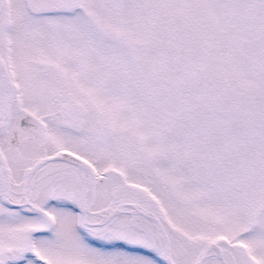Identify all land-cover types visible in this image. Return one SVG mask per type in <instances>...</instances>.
<instances>
[{"label":"rangeland","instance_id":"rangeland-1","mask_svg":"<svg viewBox=\"0 0 264 264\" xmlns=\"http://www.w3.org/2000/svg\"><path fill=\"white\" fill-rule=\"evenodd\" d=\"M3 64L27 108L0 125L4 151L26 135L24 110L48 122L45 140L13 147L17 182L44 152L79 144L117 175L87 192L102 217L78 225L75 168L36 162V185L8 191L21 204L0 202V264H161L164 245L175 264H264V0H0V103ZM53 75L91 99L89 130L41 96ZM132 199L159 220L124 210Z\"/></svg>","mask_w":264,"mask_h":264},{"label":"flooded vegetation","instance_id":"flooded-vegetation-1","mask_svg":"<svg viewBox=\"0 0 264 264\" xmlns=\"http://www.w3.org/2000/svg\"><path fill=\"white\" fill-rule=\"evenodd\" d=\"M61 76V77H60ZM46 77V76H45ZM48 78V76H47ZM53 79H51L49 81V85H47L44 90L41 92V96L45 97L44 100L47 101V99H50V103H52L53 105L57 104V108L55 109L57 111V114H59V116H61V118L64 121H67L68 124L72 125V126H77L78 131L80 130H89L91 127V123H93V112H92V106H91V99L90 98H86V92L84 90H82L80 87L78 89V87L76 89H72V86H69L67 83L69 81V79L65 78L62 75H53L52 77ZM14 82V81H13ZM51 91H49V88H51ZM82 90V92H81ZM80 91V92H78ZM32 95L36 94V91L34 92H29ZM75 93V94H73ZM77 96V94H79ZM50 95V97H49ZM41 96L39 94H37V97L40 99ZM6 98V91H5V87H4V94H3V99L1 100L0 103V107L4 104ZM23 96H21V91H18L17 86H16V82L13 83V91H12V98H11V102L9 103V108L7 111V114L4 118V122L6 123L7 120L10 119L11 117V112L14 108H18L21 109L24 106V102H23ZM43 99V98H42ZM44 101V102H45ZM42 103V100L40 99V101ZM38 102V103H39ZM37 103V104H38ZM62 104V105H61ZM40 105V103L38 104ZM26 108V107H25ZM27 109V108H26ZM39 111V110H36ZM35 110L31 111H23L22 113H20L17 117V126L19 127V129L23 132H25L26 135H24V138L22 140H36V136H34L29 130H26L24 128H21L19 126L20 124V118L24 115H26L27 113L32 114L33 116H36L38 118H40V120H42L45 125H46V133H45V138L40 139L39 141H43L46 139V135L48 132V122L44 117L43 114H39V112H36ZM97 113V112H96ZM98 114V113H97ZM99 122L98 119L94 120L95 126H94V131H98L100 130L99 126L96 125ZM5 126V124L3 125V127ZM3 127L0 128V131L3 129ZM86 127V128H85ZM19 135L14 134V137L11 138L9 140V143H12V147H11V154L7 153L6 151H4V145H3V141L0 140V149L3 153L4 156V160L7 164V168L9 169L8 173H9V189L11 188V186H13L12 188L14 189L16 186L20 187L19 189H23L24 185L26 184L29 185V190H31L33 185H36V176L38 174L37 170H35V175H33V177L29 178V175L32 172H28L29 168L33 165V163L35 161H37L40 158H44L47 156H52L53 158L47 159L46 161H43L42 163H47V162H51L53 160H62L63 162H67L68 164L72 165L75 168V172L76 174H78L80 176V186H74L73 191L75 190H80L79 192V196L80 199L82 201L83 198V190L85 188V183H86V174L90 173L92 174V169H95L96 172V181L94 184L96 183H104L107 180H112L116 175L117 172L112 176V177H108L106 178L104 181L100 182L98 180L99 174L101 171H103L104 169L108 168L109 166L105 167L104 169H98L96 167V165L93 163V161L91 160V158L89 157L90 155L86 153V150H83L82 148H80V144L76 147V146H57L54 147L51 151H46L44 152V154L36 157L33 162L27 166L26 168H24V170L21 172V176H20V180L17 182L16 181V175H17V171L15 170L17 167L21 166V162L18 159L19 156L21 157V155H24V152H21L20 150L18 151H13L14 148H18V146H20L19 143H21L22 140L19 139L18 137ZM82 136V135H81ZM38 140V139H37ZM81 141L83 143V145H86V140L83 137H81ZM14 147V148H13ZM76 148V149H73ZM85 149V147H84ZM84 151V152H83ZM24 158V157H23ZM41 163V164H42ZM19 164L17 167L16 165ZM40 165V164H39ZM2 167L0 166V169ZM34 172V171H33ZM84 174V175H83ZM120 178H123V176H119ZM127 184L132 187V188H137V184L133 183V182H127ZM16 189V188H15ZM76 193V192H74ZM53 194L49 192L48 195L43 196V197H39L37 200V205H39V207L42 205L41 202L44 201L45 205L41 206V207H46L48 206L50 203H52L53 201ZM122 202H129L131 204H135L136 200L132 199L131 201H122ZM27 204V203H25ZM37 211H39L40 213H42L41 208H38ZM43 214V213H42ZM252 223H253V227H254V220L251 219ZM251 223V225H252ZM253 227L251 228V230L253 229ZM216 240H209L207 241V243H212L215 244ZM205 245L206 243H204L202 250L200 251V253L205 249ZM211 245V244H210ZM245 258L247 259V261L250 263L251 259L244 254Z\"/></svg>","mask_w":264,"mask_h":264},{"label":"water","instance_id":"water-1","mask_svg":"<svg viewBox=\"0 0 264 264\" xmlns=\"http://www.w3.org/2000/svg\"><path fill=\"white\" fill-rule=\"evenodd\" d=\"M5 75H6V81H5L6 96H7V102H9V101H10V97H11V93H12V86H11V83H10V79H9V77L7 76L6 73H5ZM7 102H6V103H7ZM6 103H5V104H6ZM5 106H6V105H5ZM5 106L2 107V109L0 110V112L5 108ZM26 119L31 120V121H28V120H26ZM35 124H36V126H35ZM20 126H22L23 128H26V129L32 130V131H33V134H34L35 136H37L38 138H42V137L44 136V124H43V123H40V121H39L38 118H35V117H33L32 115H30V114H27L25 117H23V118L21 119ZM34 127H36V128H34ZM46 158H50V157H46ZM46 158H45V159H46ZM0 159H1V162L4 163V161H3V159H2V155H1V153H0ZM113 173H114V170H113V169H108L107 171H104V172L101 174V178H100V179H103V178H105V177H107V176H110V175L113 174ZM3 194H4V190H1V196H2ZM137 210H138L139 212H141V213H144V214H145L146 216H148V217H152V216L149 215L147 212H144V211H142L141 209H137ZM163 238H164V236H163ZM164 242L166 243L165 239H164ZM164 251H165L167 257L170 258V257H169V253H168L167 246L164 247ZM199 257H201V256H199ZM199 257H198V258H199ZM198 258H197V260H198ZM197 260H196V261H197ZM196 261H195V262H196Z\"/></svg>","mask_w":264,"mask_h":264},{"label":"bare ground","instance_id":"bare-ground-1","mask_svg":"<svg viewBox=\"0 0 264 264\" xmlns=\"http://www.w3.org/2000/svg\"><path fill=\"white\" fill-rule=\"evenodd\" d=\"M2 73H3V69H2ZM4 81H6V80H4ZM1 114V113H0ZM26 120H28V119H26ZM28 121H31V120H28ZM0 123H1V119H0ZM35 126H36V124H35ZM34 128H36V127H34ZM30 132L31 133H33V131L32 130H30ZM1 176H2V179H3V182L5 183V182H7V176H6V174L5 173H3L2 172V174H1ZM86 178L87 179H89V178H91V174L90 173H87L86 174ZM3 186H4V189L6 190V188H5V184H3ZM5 190H4V192H5ZM24 193V192H23ZM23 193H21V195H22V197H24V194ZM4 199L6 200V201H8V202H14L15 201V199H13L12 197H11V195H9V193L6 195V197L4 196ZM87 198H85L84 199V205H83V207H81V210L84 212L83 213V215H82V217H83V219H96V218H101L102 216V213H98V216H96V217H92V215H91V213L89 212V209H88V205H89V203H87ZM212 248H214V246L212 247Z\"/></svg>","mask_w":264,"mask_h":264}]
</instances>
